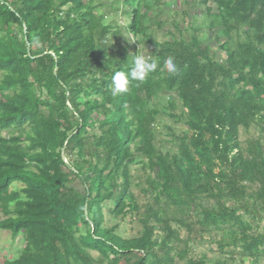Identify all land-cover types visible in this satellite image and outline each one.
<instances>
[{
  "label": "trees",
  "instance_id": "1",
  "mask_svg": "<svg viewBox=\"0 0 264 264\" xmlns=\"http://www.w3.org/2000/svg\"><path fill=\"white\" fill-rule=\"evenodd\" d=\"M105 1L0 0V229L25 240L6 264H208L188 244L213 231L223 258L211 264H264V0H198L201 23L184 39L172 20L179 36L163 41L165 0ZM204 26L221 29L219 53L199 45ZM138 46L157 71L113 95ZM161 115L182 125L165 127L172 155ZM132 168L156 172L134 182ZM104 211L132 215L137 236Z\"/></svg>",
  "mask_w": 264,
  "mask_h": 264
},
{
  "label": "rangeland",
  "instance_id": "2",
  "mask_svg": "<svg viewBox=\"0 0 264 264\" xmlns=\"http://www.w3.org/2000/svg\"><path fill=\"white\" fill-rule=\"evenodd\" d=\"M86 1V0H84ZM167 2V5L163 8V15L159 17V21H162L163 27L161 29H155V35L158 41L163 40H169L171 36L169 35V32L173 34L172 36L178 37L179 33L173 29V27L170 26V22L172 20L176 21L179 26L180 34L184 39L188 38V33L186 32V29L188 28L189 24L194 25V22L196 20V25L201 23L202 20V12H203V6H200L198 3V0H177L175 1H169L165 0ZM106 3V1L104 0ZM208 6L216 8L215 4L213 3V0L208 1ZM181 11L182 14L180 13ZM116 20H118V23L120 26L128 24L127 19H123L122 17H117ZM147 23V21H146ZM221 34L220 28L210 29L207 27H203V29L198 33V42L199 45L204 48L207 46L211 52H217L219 53L218 47L220 44L224 41ZM132 42H135V39L133 38L131 40ZM140 53L139 55H143L144 57L148 55L151 51V48L149 46H138ZM222 59L225 58V54L222 52L219 54ZM178 112V111H177ZM160 121L156 124V139L160 140L162 143L159 144L160 150L165 153L172 155L178 151L177 145L168 144L165 142L167 130L165 127H171L174 128L177 133H179L180 129L182 128V125L174 126V124L170 121V119L167 116L161 115L158 117V120ZM92 132V131H91ZM96 132V131H95ZM93 133V132H92ZM252 134H255L253 130L249 134L244 133L241 131V139L247 138L249 135L252 136ZM1 136L7 137L8 133L6 131L1 132ZM165 142V143H164ZM74 154H65L64 155V162L72 160ZM151 162L147 160L146 164H150ZM156 170H138L132 168L131 174L133 176L134 182L139 180L140 182H143L144 173L149 174L151 177H154V173ZM77 185V183H75ZM78 186V185H77ZM22 188L20 184H12L10 187V191H18ZM79 188V187H77ZM132 192L137 196L138 202L143 203L145 200L144 198L138 193V189L132 187ZM104 215V224L106 227H112L117 226L116 234L122 238H132L134 236H137V232L140 230V226L138 222L134 220V218L131 216H128V218L124 221L114 220L110 216L107 215L106 211L103 212ZM2 218V215L0 213V219ZM176 228V226H173ZM263 223L259 226V232L264 234V229H262ZM180 236L182 238H185L186 233L181 230ZM221 233L213 231L209 234H203L201 237H197L195 234L191 236L190 242L188 244V250L189 255L200 257L202 255H205L208 258L207 263L211 264L215 260H221L223 257L218 254V251L216 249L217 241L220 239ZM25 248V240L22 234H17L16 236H13L12 233L9 230H2L0 229V264H6L9 261L16 260L22 253L23 249ZM94 257L96 256L95 253H91ZM247 261V260H245ZM177 264H182V262H178ZM227 264H240L239 259H234V262L227 261ZM243 264H249L248 262H245Z\"/></svg>",
  "mask_w": 264,
  "mask_h": 264
},
{
  "label": "clouds",
  "instance_id": "3",
  "mask_svg": "<svg viewBox=\"0 0 264 264\" xmlns=\"http://www.w3.org/2000/svg\"><path fill=\"white\" fill-rule=\"evenodd\" d=\"M157 59H146L143 55H133L127 72L115 71L112 75V94L118 95L127 90L129 81L143 82L148 74L157 71ZM164 69L170 73L177 72V66L171 57L164 61Z\"/></svg>",
  "mask_w": 264,
  "mask_h": 264
}]
</instances>
